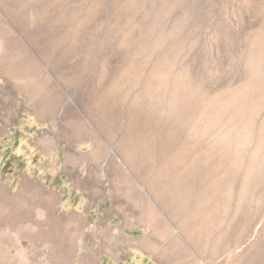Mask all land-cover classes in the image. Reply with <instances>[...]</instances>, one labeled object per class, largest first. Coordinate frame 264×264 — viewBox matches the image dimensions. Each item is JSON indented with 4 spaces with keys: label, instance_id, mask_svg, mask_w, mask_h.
Returning <instances> with one entry per match:
<instances>
[{
    "label": "rangeland",
    "instance_id": "1",
    "mask_svg": "<svg viewBox=\"0 0 264 264\" xmlns=\"http://www.w3.org/2000/svg\"><path fill=\"white\" fill-rule=\"evenodd\" d=\"M24 184L53 219L0 226V264H264V0H0Z\"/></svg>",
    "mask_w": 264,
    "mask_h": 264
},
{
    "label": "bare ground",
    "instance_id": "2",
    "mask_svg": "<svg viewBox=\"0 0 264 264\" xmlns=\"http://www.w3.org/2000/svg\"><path fill=\"white\" fill-rule=\"evenodd\" d=\"M32 191L33 190L31 187L24 184L20 187L16 194H10L5 192L0 194L1 208H5L6 204H10L11 206L10 209L7 208L8 210H6V212H2L0 214V226L6 223L18 224L19 222H25L29 218L33 217L35 212L40 213L44 211V209L47 210L48 219H53V206L51 204L52 200L48 198H40L34 195ZM37 206L40 207L37 208ZM174 239V242L177 243L180 247L181 242L179 238L174 237ZM183 251L185 250L183 249ZM174 255L175 254L167 255L166 258L168 260L169 258H171L172 260Z\"/></svg>",
    "mask_w": 264,
    "mask_h": 264
}]
</instances>
